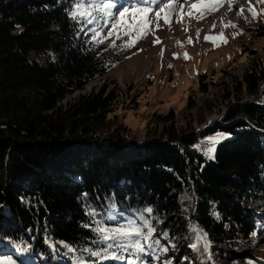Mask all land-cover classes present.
I'll return each instance as SVG.
<instances>
[{"label":"trees","instance_id":"trees-1","mask_svg":"<svg viewBox=\"0 0 264 264\" xmlns=\"http://www.w3.org/2000/svg\"><path fill=\"white\" fill-rule=\"evenodd\" d=\"M74 4L0 0V257L97 264L84 251L106 247L93 243L94 221L131 220L144 234L143 221L154 229L144 253L98 264H175L173 253L184 264L230 259L219 243H248L258 217L251 205L264 202V47L233 82L218 121L186 116L181 125L170 110L139 137L114 114L118 91L74 96L123 62L114 46L94 48L90 26L69 15ZM216 131L231 137L207 158L198 146Z\"/></svg>","mask_w":264,"mask_h":264},{"label":"rangeland","instance_id":"rangeland-1","mask_svg":"<svg viewBox=\"0 0 264 264\" xmlns=\"http://www.w3.org/2000/svg\"><path fill=\"white\" fill-rule=\"evenodd\" d=\"M247 1L229 0L226 6L219 4L221 0H178L182 6L172 12L166 9L158 19L153 13L161 4L155 6L150 0L149 3L143 0H114L116 7L109 10L112 16L102 17V14L93 12L97 19L85 23L90 26V41L94 48L114 44L120 50L123 62L74 96L100 87L118 91L119 103L114 114L139 137L144 136L146 129L152 128L151 121L155 115H165L170 110L181 125L185 124L186 116L201 115L206 123L218 121L227 105L225 96L233 82L252 62L262 57L264 2L259 0L253 8L239 12ZM193 4L196 7H192ZM133 5L141 9L151 8L152 11L147 13L151 23L148 34L128 48L125 44L135 39L137 33L133 32L131 37L125 36L123 31L112 29L111 24L119 18L122 7ZM211 7L217 10L203 19L196 18ZM165 18L168 23H165ZM92 29L99 33L95 39ZM117 36L120 38L117 39ZM200 76L208 87L205 93L198 89ZM189 96L193 105L191 110L186 108ZM230 137V134L221 131L208 134L203 139L206 143L203 154L212 158L217 144ZM260 196L264 198V191ZM251 207L258 217L251 214L254 229L249 242L243 243L237 250H230L219 243L218 248L230 255V259L222 260L219 264H264V202L259 201ZM111 214L115 216V222L122 218ZM173 255L175 264H184L179 254ZM4 261L7 260L0 257V262ZM9 261L14 264L12 260ZM198 261L203 263L199 257ZM41 262L56 264L53 258ZM149 264L163 263L150 260ZM206 264H212L211 260Z\"/></svg>","mask_w":264,"mask_h":264},{"label":"snow or ice","instance_id":"snow-or-ice-1","mask_svg":"<svg viewBox=\"0 0 264 264\" xmlns=\"http://www.w3.org/2000/svg\"><path fill=\"white\" fill-rule=\"evenodd\" d=\"M144 3H149V0H143ZM152 3H156L157 0H151ZM264 2V0H262ZM179 5L178 0H167L166 3L161 0V6H159L158 10L153 14L159 19L161 18V13L165 12L166 9L169 12L175 11ZM116 7L114 0H75L74 8L69 13V15L76 19L77 17H81L86 23H92L93 20H96V16L93 15V12L97 14H102V17L112 16L110 9ZM192 7H196L195 4ZM216 7L207 8L204 12L201 13L200 16L196 17L197 19H203L205 15L210 14L212 11H216ZM152 11L151 8L141 9L138 7L130 6V7H122V9L118 13V19H114L111 28L116 29L118 31H123V35L131 37L132 33H137L135 39H131L129 43L125 44V47L131 48L138 42L139 39H142L145 35L148 34L150 29L148 25L151 23V20L148 19L147 13ZM141 13L143 15H141ZM255 15V13H254ZM91 17V19H89ZM168 19L165 18V23H168ZM99 23V21H97ZM107 24V21H105ZM91 31L94 32L95 39L99 36V33L96 32L95 29ZM111 35L112 33L109 32ZM120 37L117 36V39ZM100 42H103L102 40ZM111 46H114L111 45ZM114 208L115 206L112 205ZM146 211H151V209H147ZM89 215H95L94 211H89ZM109 220H115V216L111 213L107 217ZM143 220V217H141ZM97 225L92 229L94 233L98 236V241H93V243L101 242L105 243L106 247L101 249L100 251H93L90 248L84 249V251L89 252L92 256L97 258V264L99 260H125V256L123 253L128 252L129 256H136L139 259L140 253H144L145 249L141 241L147 243L149 238L151 237L154 229H152L148 221H143V226L148 228L147 234L141 232L140 227L136 226L135 221H129L127 224H121L114 228H107L103 225L101 221H94ZM87 227V225H86ZM166 236L167 233H164ZM109 241H111L109 243ZM63 243V242H61ZM155 244H159V241H154ZM64 247L68 248L69 251L72 249L64 244ZM194 249L196 248V244L191 245ZM110 250H118L110 251ZM0 264H12L11 261L0 262ZM128 264H136L135 260L129 259ZM171 264V262H169Z\"/></svg>","mask_w":264,"mask_h":264},{"label":"bare ground","instance_id":"bare-ground-1","mask_svg":"<svg viewBox=\"0 0 264 264\" xmlns=\"http://www.w3.org/2000/svg\"><path fill=\"white\" fill-rule=\"evenodd\" d=\"M151 1V0H150ZM167 0H163V2L165 3ZM229 0H221V2L219 3L220 5L221 4H224V5H226V3L228 2ZM231 1V0H230ZM259 0H249V1H247L246 3H245V7H242L241 9H240V11L239 12H242V11H244V10H248L249 8H253L254 6H255V4L258 2ZM161 4V0H157V2L155 3V6H158V5H160ZM227 6V5H226ZM229 10V8L226 10V11H228ZM203 127V126H202ZM200 144H201V142H200ZM199 144V145H200Z\"/></svg>","mask_w":264,"mask_h":264},{"label":"built area","instance_id":"built-area-1","mask_svg":"<svg viewBox=\"0 0 264 264\" xmlns=\"http://www.w3.org/2000/svg\"><path fill=\"white\" fill-rule=\"evenodd\" d=\"M206 149V143L205 141H202L201 144L198 146V150L201 152V153H204V150Z\"/></svg>","mask_w":264,"mask_h":264},{"label":"water","instance_id":"water-1","mask_svg":"<svg viewBox=\"0 0 264 264\" xmlns=\"http://www.w3.org/2000/svg\"><path fill=\"white\" fill-rule=\"evenodd\" d=\"M206 124V123H205Z\"/></svg>","mask_w":264,"mask_h":264}]
</instances>
